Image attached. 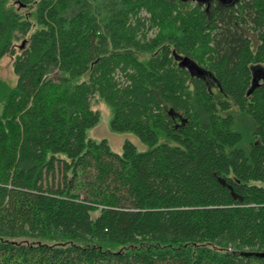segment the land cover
I'll return each mask as SVG.
<instances>
[{
    "label": "trees",
    "instance_id": "obj_1",
    "mask_svg": "<svg viewBox=\"0 0 264 264\" xmlns=\"http://www.w3.org/2000/svg\"><path fill=\"white\" fill-rule=\"evenodd\" d=\"M7 54L0 264H264V0H0Z\"/></svg>",
    "mask_w": 264,
    "mask_h": 264
},
{
    "label": "rangeland",
    "instance_id": "obj_2",
    "mask_svg": "<svg viewBox=\"0 0 264 264\" xmlns=\"http://www.w3.org/2000/svg\"><path fill=\"white\" fill-rule=\"evenodd\" d=\"M17 46L19 47V45ZM13 61L14 56L11 54H7L0 60V75L7 82L8 87H13L17 82V76L12 66ZM214 91H217V89L214 88ZM92 107L99 113V120L95 126L87 130V137L89 139L96 142L105 140L111 150L118 155L123 154L126 142L132 143L138 152H145L150 149L149 145L136 133L131 131H115L112 128L111 122L113 120L114 110L108 102L98 95H95L92 98Z\"/></svg>",
    "mask_w": 264,
    "mask_h": 264
},
{
    "label": "water",
    "instance_id": "obj_3",
    "mask_svg": "<svg viewBox=\"0 0 264 264\" xmlns=\"http://www.w3.org/2000/svg\"><path fill=\"white\" fill-rule=\"evenodd\" d=\"M260 256L264 258V252H261L260 253Z\"/></svg>",
    "mask_w": 264,
    "mask_h": 264
}]
</instances>
